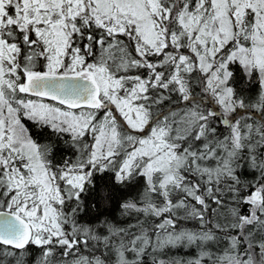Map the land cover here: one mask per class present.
Wrapping results in <instances>:
<instances>
[{
    "label": "snow or ice",
    "instance_id": "1",
    "mask_svg": "<svg viewBox=\"0 0 264 264\" xmlns=\"http://www.w3.org/2000/svg\"><path fill=\"white\" fill-rule=\"evenodd\" d=\"M0 264H264V0H0Z\"/></svg>",
    "mask_w": 264,
    "mask_h": 264
},
{
    "label": "trees",
    "instance_id": "2",
    "mask_svg": "<svg viewBox=\"0 0 264 264\" xmlns=\"http://www.w3.org/2000/svg\"><path fill=\"white\" fill-rule=\"evenodd\" d=\"M245 175H247V173ZM102 213H103V216H107L109 219L113 221H119V208L117 207L115 203H112L110 207L103 209ZM80 219L88 221V222L92 221V217L87 216V215L81 216ZM177 254L181 256H185V255H191V252H189L188 250H181Z\"/></svg>",
    "mask_w": 264,
    "mask_h": 264
}]
</instances>
